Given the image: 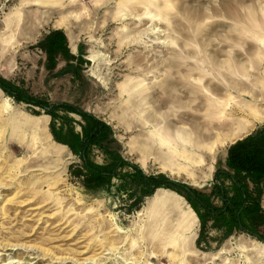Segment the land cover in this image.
<instances>
[{"label":"rangeland","instance_id":"obj_1","mask_svg":"<svg viewBox=\"0 0 264 264\" xmlns=\"http://www.w3.org/2000/svg\"><path fill=\"white\" fill-rule=\"evenodd\" d=\"M53 29L82 46L80 77L44 68L35 44ZM0 75L109 123L145 173L208 192L227 148L264 124V0H0ZM32 110L0 89V264H264V241L241 231L197 247L198 218L170 189L135 209L85 189ZM222 113L246 129L205 139Z\"/></svg>","mask_w":264,"mask_h":264},{"label":"trees","instance_id":"obj_2","mask_svg":"<svg viewBox=\"0 0 264 264\" xmlns=\"http://www.w3.org/2000/svg\"><path fill=\"white\" fill-rule=\"evenodd\" d=\"M35 47L43 53L42 63L47 72L54 76L70 74L80 77L82 65L87 61L83 58V48L78 44V53H72L63 30L44 33ZM60 62L62 65L58 68ZM0 89L14 100L39 109L32 110L33 113L42 110L50 117L48 128L53 139L66 145L79 159L78 164L69 166V173L85 189H106L123 195L131 201L130 207L134 209L158 188L178 193L198 218L197 247H202V243L210 245L213 239L209 235L211 230L221 235L219 241L236 231L264 241V207L261 203L264 193V124L227 148L224 163L216 166L206 192L163 173H145L138 164L123 156L112 126L84 108L70 102H51L33 96L1 75ZM94 150L101 153V162L93 158Z\"/></svg>","mask_w":264,"mask_h":264},{"label":"bare ground","instance_id":"obj_3","mask_svg":"<svg viewBox=\"0 0 264 264\" xmlns=\"http://www.w3.org/2000/svg\"><path fill=\"white\" fill-rule=\"evenodd\" d=\"M172 95V94H171ZM219 116L211 122V128L205 132L204 138L211 139L220 138L222 134H226L227 132H232V137H236L240 132H242L244 128L239 121L235 117H228L226 115L218 114ZM211 117V116H210ZM202 125V124H201ZM206 127V126H205ZM227 135V134H226ZM230 137V136H229ZM222 139V138H221ZM224 139V138H223ZM226 140V139H225ZM220 141V140H219ZM222 141V140H221ZM220 141V143H221ZM219 143V142H218ZM213 144V143H212ZM219 145V144H218ZM170 147V146H169ZM168 148H157L158 152L167 150ZM212 150V149H211ZM173 151V150H172ZM174 152V151H173ZM201 153V152H200ZM211 153V152H210ZM205 155V154H204ZM202 156V155H201ZM206 157V156H205ZM167 231L171 232L170 226H167Z\"/></svg>","mask_w":264,"mask_h":264}]
</instances>
